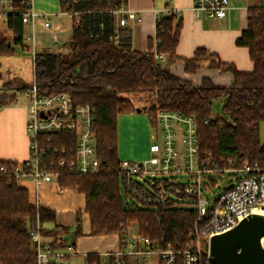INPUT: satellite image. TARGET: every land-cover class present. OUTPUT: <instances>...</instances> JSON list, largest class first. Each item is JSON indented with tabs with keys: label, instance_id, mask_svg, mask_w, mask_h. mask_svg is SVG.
I'll list each match as a JSON object with an SVG mask.
<instances>
[{
	"label": "trees",
	"instance_id": "1",
	"mask_svg": "<svg viewBox=\"0 0 264 264\" xmlns=\"http://www.w3.org/2000/svg\"><path fill=\"white\" fill-rule=\"evenodd\" d=\"M15 6L20 9V15L7 18L12 38L0 40V57L15 56L17 48L28 49L22 21L27 9L19 1ZM120 6L118 0H61L63 11L80 13L73 37L60 47L65 53L41 50L33 60V77L40 95L69 93L74 104L90 105L95 110L98 157L108 171L82 175L59 170L62 159L75 158L77 139L72 133L42 139V144L49 150L50 171L60 172L59 186L85 195L91 236L121 238L127 224L136 221L144 236L158 240L164 237L174 248L182 250L195 228L198 210L193 202L152 210L138 206L122 194L121 177L116 173L118 117L138 113L140 108V113L149 116L153 130L160 110L194 117L201 150L211 155L220 167H229L227 161L233 159L237 167L249 163L264 168V5L248 10L247 30L236 42L249 51L254 64L251 73H242L204 50H198L192 59H181L177 55L181 24L174 28L173 15L157 21L158 54L169 55L171 62L183 61L188 73L197 72L206 63L208 68L231 73L234 83L229 88L216 87L210 79H204L200 87H193L163 67L153 54L133 50L131 32L116 29L113 12ZM116 33L117 42L113 41ZM30 88L5 84L0 87V104L12 103L17 91ZM134 93L156 98L157 105L138 106L135 100L123 97ZM220 100L223 116L213 117L214 104ZM16 164L0 162V264H36V245L29 231L38 221L43 236L52 239L54 249L66 246L69 241L64 237L71 230L56 223L53 211L30 204L28 191L11 174ZM1 168H6L7 174L1 173ZM212 184L215 187L217 183ZM50 223L53 227L46 228ZM73 234L76 238L82 234L79 216ZM100 259L98 254H90L84 264H99ZM175 264H183L181 255Z\"/></svg>",
	"mask_w": 264,
	"mask_h": 264
},
{
	"label": "built area",
	"instance_id": "2",
	"mask_svg": "<svg viewBox=\"0 0 264 264\" xmlns=\"http://www.w3.org/2000/svg\"><path fill=\"white\" fill-rule=\"evenodd\" d=\"M17 1L27 9L22 14L23 23L35 21L37 14L32 9L31 0H0V24L10 15H20V9L15 6ZM229 8L230 0H193L196 17L205 15L210 19L224 20ZM169 13L176 14L171 9ZM72 14L79 23L80 13ZM113 14L116 29L127 28L130 20H140L135 12L126 10L123 5ZM44 25L49 27L50 22L46 21ZM113 41H118L117 33ZM24 42L30 47L34 60L37 53L34 34L25 36ZM154 56L162 63L166 60L164 54ZM21 98L28 101L30 153L25 163H17L11 170L17 183L26 180L37 185L58 182L60 172L50 171L49 150L42 143L48 137L68 132L77 139L75 158L70 161L62 159L59 170L82 175L108 171L98 157L94 132L96 113L90 105L74 104L69 93L40 95L35 81L28 91L16 94L14 104L18 105ZM42 112L46 117L41 116ZM149 152V158L141 162L119 160L116 173L121 177L122 194L138 206L152 210L177 208L184 202H193L198 210L195 228L186 247L178 250L164 237L159 240L146 237L128 225L119 238L120 248L98 254L101 258L99 264H175L179 255L183 264H212L209 246L213 236L230 231L258 211H263L264 215V168L249 163L237 167L233 159L227 161L229 167H220L211 155L201 150L194 117L158 111ZM1 173L7 174V169L1 168ZM183 176L190 180L182 181ZM213 181L220 187L217 199L209 197V194L215 195L217 188L213 187ZM29 235L36 245V264H71L75 256L73 246L66 244L62 249H54L52 239L43 236L39 221ZM261 244L264 249V238Z\"/></svg>",
	"mask_w": 264,
	"mask_h": 264
},
{
	"label": "crops",
	"instance_id": "3",
	"mask_svg": "<svg viewBox=\"0 0 264 264\" xmlns=\"http://www.w3.org/2000/svg\"><path fill=\"white\" fill-rule=\"evenodd\" d=\"M118 1L126 10L135 12L140 19L139 21L130 20L128 27L123 28L132 34L133 50L153 55L158 53L157 21L171 16L169 13L171 9L176 12L173 15L174 28L181 24V36L177 48V55L181 59H192L198 50H204L207 55H213L224 63L234 65L242 73H251L254 70L248 49L238 46L236 42L247 30L248 10L262 6L264 0H230L228 16L224 20L210 19L205 15L196 17L193 13V0ZM31 6L37 18L34 22L24 24L25 36L34 34L37 52L45 50L65 53L66 51L61 50L60 47L71 41L76 17L71 12L62 10L61 0H31ZM46 21L50 22L49 27L44 25ZM2 23H5L7 27V20ZM115 24L117 27V23ZM29 49L24 51L31 54ZM164 55L166 60L162 66L168 68L174 76L190 82L193 87H200L204 79H210L219 88H229L234 83L231 73H221L219 70L208 68V63L197 72L188 73L183 61L171 62L169 55ZM0 107V162L25 163L30 153V139L27 133L28 101L26 98H21L18 105L12 102L6 105L0 104ZM125 119L128 120L126 122L128 137L136 140L139 137L147 141L144 146L146 149L144 156L149 155L148 145L152 143L153 135V129L151 127L150 132L148 125L149 116L123 114L118 117V159L121 153ZM126 157L138 156L130 151ZM18 185L28 191L30 204L33 207H44L53 211L56 214V223L68 227L71 230L70 234L76 230L78 216L80 217L82 234L77 238L74 236V240H69L67 243L73 246L75 257L80 256L86 259L90 254L114 252L120 248L119 237L116 235H90V216L86 212L84 194L72 189H62L57 181L37 185L31 180H26L19 181ZM53 225V223L47 224L46 228L51 229Z\"/></svg>",
	"mask_w": 264,
	"mask_h": 264
},
{
	"label": "rangeland",
	"instance_id": "4",
	"mask_svg": "<svg viewBox=\"0 0 264 264\" xmlns=\"http://www.w3.org/2000/svg\"><path fill=\"white\" fill-rule=\"evenodd\" d=\"M12 35L11 32L7 29L6 24L2 23L0 24V40H10L11 41ZM32 54H29L25 52L24 50H21L20 48H17V54L13 57H0V87H3L5 84L13 83V84H21L23 86L29 87L34 81L33 77V62H32ZM124 98L135 100L138 106H155L157 105L156 98L145 95L143 93H134V94H125L123 95ZM221 107H222V101H216L214 104L212 116L213 117H222L223 114L221 113ZM136 116H145L147 114L145 113H131ZM125 116H128V114H125ZM124 119V118H123ZM125 123H123V137L121 141V153L119 160H130L135 162H141L149 158V155H145V145L147 141H143L142 139H139L137 137L136 139H133L131 137H128L129 134H127V124L126 122L128 120H124ZM148 125L150 127L151 132V122L150 119L148 120ZM139 127V125H137ZM149 132V134H150ZM151 142L148 145V151L150 148ZM135 152L138 157L136 158H129L126 157L128 152ZM150 153V152H149ZM142 156V157H141ZM182 181H188L190 180L189 177L183 176L180 178ZM219 186L215 190V195L209 194V197H213V199H217L219 195ZM128 225H132L134 229H136L138 232H140L139 225L136 221H133ZM141 233V232H140ZM142 234V233H141ZM85 259L77 256L73 257V260L71 261V264H84Z\"/></svg>",
	"mask_w": 264,
	"mask_h": 264
},
{
	"label": "water",
	"instance_id": "5",
	"mask_svg": "<svg viewBox=\"0 0 264 264\" xmlns=\"http://www.w3.org/2000/svg\"><path fill=\"white\" fill-rule=\"evenodd\" d=\"M140 113L141 109L138 108ZM42 117H46L44 112ZM264 215L254 213L241 221L230 231L213 236L209 252L212 264H264ZM64 240H74V235H66Z\"/></svg>",
	"mask_w": 264,
	"mask_h": 264
},
{
	"label": "bare ground",
	"instance_id": "6",
	"mask_svg": "<svg viewBox=\"0 0 264 264\" xmlns=\"http://www.w3.org/2000/svg\"><path fill=\"white\" fill-rule=\"evenodd\" d=\"M258 213H261V214H263V211H258Z\"/></svg>",
	"mask_w": 264,
	"mask_h": 264
}]
</instances>
